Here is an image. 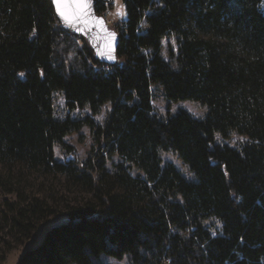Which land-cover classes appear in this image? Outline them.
<instances>
[{
	"label": "trees",
	"instance_id": "trees-1",
	"mask_svg": "<svg viewBox=\"0 0 264 264\" xmlns=\"http://www.w3.org/2000/svg\"><path fill=\"white\" fill-rule=\"evenodd\" d=\"M261 2L121 0L117 61L107 64L60 24L50 0H0V188L17 197L0 200V264L10 237L24 241L57 211L12 188L13 174L33 171L60 174L87 196L67 202V218L17 264H108L103 253L128 264H264ZM113 4L95 0V9ZM154 89L167 105L193 100L205 111L157 114ZM83 126L87 156L57 159L54 147L73 152L64 137ZM233 134L241 139L230 144ZM167 150L190 177L163 161Z\"/></svg>",
	"mask_w": 264,
	"mask_h": 264
},
{
	"label": "rangeland",
	"instance_id": "rangeland-1",
	"mask_svg": "<svg viewBox=\"0 0 264 264\" xmlns=\"http://www.w3.org/2000/svg\"><path fill=\"white\" fill-rule=\"evenodd\" d=\"M261 8L264 9V0L261 2ZM122 12L123 9L121 0H114L110 13L106 14V17L111 20L109 25L118 19L116 14H122ZM113 27H115V23ZM166 40L167 39L164 40V44H166ZM170 41L173 44L174 40L172 37H170ZM164 55L166 56V48H164ZM154 93L155 95L152 102L157 114L163 115L167 108L173 112L177 107H184L196 116H202L205 111L203 105L193 100H181L171 102L167 105L166 99L157 89H154ZM53 105L57 115L63 116L65 114L64 97L61 92L56 91L53 93ZM109 110L110 103L107 102L102 106L100 113L95 116V119L99 123H103L109 113ZM87 113H89V110L86 107L73 111V115L76 116H83ZM64 139L74 147V150L73 152L66 153L59 145H56L54 147V155L59 160H65L66 157H73L77 161L81 162L87 156L93 143L91 132L87 126H83L79 131L67 134ZM217 139L219 138L217 137ZM240 139V136L233 134L228 142L230 144H235ZM161 156L163 161L173 162L184 176L190 177V171L172 150L162 151ZM113 159L117 160V157L114 156ZM10 180V184L13 189L18 188L19 191L27 196H38L46 199L47 202H50L57 211L50 215L46 221H42L31 233V236L24 241L19 242L10 237L13 245L8 251H6L5 260L2 264H17L18 257L22 251L36 244L42 238L44 231L49 226L67 218L64 213V206L67 202H74L76 199H82L84 196H87L84 191L77 190L75 187H68L63 176L57 173L40 174L33 171L25 175L13 174ZM14 191L9 192L6 189L0 188V200L6 197L15 201L17 197ZM0 245H2L1 242ZM101 259L108 264H128L126 255L121 258H116L112 255L103 253L101 255ZM68 264L76 263L71 262Z\"/></svg>",
	"mask_w": 264,
	"mask_h": 264
},
{
	"label": "water",
	"instance_id": "water-1",
	"mask_svg": "<svg viewBox=\"0 0 264 264\" xmlns=\"http://www.w3.org/2000/svg\"><path fill=\"white\" fill-rule=\"evenodd\" d=\"M57 19L67 30L82 36L93 50L95 58L103 63L117 61L119 33L97 13L95 0H50Z\"/></svg>",
	"mask_w": 264,
	"mask_h": 264
},
{
	"label": "built area",
	"instance_id": "built-area-1",
	"mask_svg": "<svg viewBox=\"0 0 264 264\" xmlns=\"http://www.w3.org/2000/svg\"><path fill=\"white\" fill-rule=\"evenodd\" d=\"M110 8H106V9H103L102 11H100V12H98L97 11V13H99V14H101L103 17H104V19L106 20V22L109 24V23H111L110 21V19H108L107 17H106V14H109L110 13ZM116 17L118 18V19H116V21H114V23H116L117 22V20H120L121 18H122V14H120V13H117L116 14ZM113 24V23H112Z\"/></svg>",
	"mask_w": 264,
	"mask_h": 264
},
{
	"label": "snow or ice",
	"instance_id": "snow-or-ice-1",
	"mask_svg": "<svg viewBox=\"0 0 264 264\" xmlns=\"http://www.w3.org/2000/svg\"><path fill=\"white\" fill-rule=\"evenodd\" d=\"M54 2H56V3H60L61 0H54ZM79 2L84 3V2H86V0H79Z\"/></svg>",
	"mask_w": 264,
	"mask_h": 264
},
{
	"label": "bare ground",
	"instance_id": "bare-ground-1",
	"mask_svg": "<svg viewBox=\"0 0 264 264\" xmlns=\"http://www.w3.org/2000/svg\"><path fill=\"white\" fill-rule=\"evenodd\" d=\"M110 26H111V27H113V26H114V23H113V24H111ZM113 28H114V27H113ZM114 29H115V28H114ZM115 30H116V29H115ZM116 31H117V30H116ZM117 32H118V31H117Z\"/></svg>",
	"mask_w": 264,
	"mask_h": 264
}]
</instances>
